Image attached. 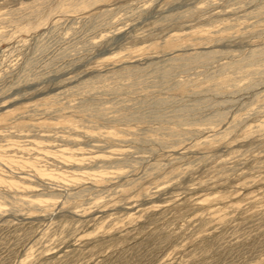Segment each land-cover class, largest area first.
I'll use <instances>...</instances> for the list:
<instances>
[{
	"label": "rangeland",
	"instance_id": "rangeland-1",
	"mask_svg": "<svg viewBox=\"0 0 264 264\" xmlns=\"http://www.w3.org/2000/svg\"><path fill=\"white\" fill-rule=\"evenodd\" d=\"M0 264H264V0H0Z\"/></svg>",
	"mask_w": 264,
	"mask_h": 264
}]
</instances>
